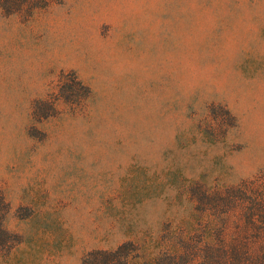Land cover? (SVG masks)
Instances as JSON below:
<instances>
[{"label":"rangeland","instance_id":"obj_1","mask_svg":"<svg viewBox=\"0 0 264 264\" xmlns=\"http://www.w3.org/2000/svg\"><path fill=\"white\" fill-rule=\"evenodd\" d=\"M32 1L0 8V264H197L264 195V0Z\"/></svg>","mask_w":264,"mask_h":264},{"label":"trees","instance_id":"obj_2","mask_svg":"<svg viewBox=\"0 0 264 264\" xmlns=\"http://www.w3.org/2000/svg\"><path fill=\"white\" fill-rule=\"evenodd\" d=\"M32 3V0H0V8L6 13L19 10L22 6L29 10L34 6ZM243 190L245 191L243 188L239 191V198L244 197ZM216 194L213 198H207V201H210L211 205L214 204L215 208L221 203L224 208L218 211L223 216L233 212L228 199L231 193L221 196L219 192ZM263 196V194L254 192L249 193L247 197H250V205L239 210L243 217L241 222L228 223L226 219L215 221L214 218L207 215L205 222L199 228L197 264H264ZM1 202H3V198L0 196ZM126 244L127 242H122L112 250H96L94 252L115 254ZM87 263L92 264L94 261H87Z\"/></svg>","mask_w":264,"mask_h":264}]
</instances>
